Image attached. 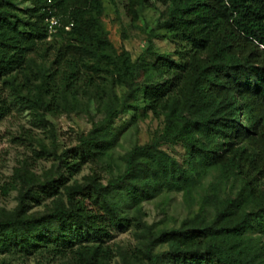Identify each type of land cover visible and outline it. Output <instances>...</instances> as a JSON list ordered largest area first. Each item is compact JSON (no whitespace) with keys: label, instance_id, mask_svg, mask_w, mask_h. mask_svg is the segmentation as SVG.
<instances>
[{"label":"trees","instance_id":"trees-1","mask_svg":"<svg viewBox=\"0 0 264 264\" xmlns=\"http://www.w3.org/2000/svg\"><path fill=\"white\" fill-rule=\"evenodd\" d=\"M25 1L32 4L27 12L33 21L18 15L14 0H0V80L22 75L25 94L18 90L16 101L46 122L40 111L54 115L72 108L68 99L78 90L93 89L101 100L106 78L126 92L101 101L102 119L75 148L54 153L55 177L39 183L26 169L16 172L19 202L0 213V256L43 253L75 264H106L112 257L108 240L133 222L122 214L124 204L135 205L160 190L189 196L210 168L237 173L245 163L257 168L255 154L242 143L259 138L264 149V0H158L164 9L156 28L176 40L178 59L152 52L150 34L134 60L109 40L101 22L102 0ZM51 15L71 26L49 33ZM50 36L63 43L53 68L31 86L28 55ZM138 96L143 107L131 103ZM140 108L144 114L163 113V125L150 142L125 154L122 173L106 184L95 176L69 183L85 162L107 154L115 119ZM177 144L185 152L183 163L164 148ZM258 174L263 175L220 200L210 219L204 218L202 198L192 219L158 231L140 251L143 264H264V194L256 184L264 167ZM42 195L54 196L48 210L28 212L30 202ZM249 202L253 207L247 210ZM160 244L166 250L154 252ZM0 264L9 263L2 257Z\"/></svg>","mask_w":264,"mask_h":264},{"label":"rangeland","instance_id":"rangeland-1","mask_svg":"<svg viewBox=\"0 0 264 264\" xmlns=\"http://www.w3.org/2000/svg\"><path fill=\"white\" fill-rule=\"evenodd\" d=\"M103 15L102 25L108 33V38L118 52L126 50L131 59H136L145 51V42L149 35L152 36V52L167 53L170 57L176 56V40L159 30L157 23L161 21V12L164 9L158 0H102ZM17 13L29 19L32 4L25 0H14ZM32 18H30V21ZM63 41L58 37H48L39 48L28 55L32 75H28L31 86L39 83V77L53 68L52 61L56 49ZM148 54V53H147ZM148 57V55H147ZM152 59L155 56H151ZM8 82L0 80V106L5 105L4 112L0 115V213L13 210L19 202L20 182L16 172L22 173L25 169L33 173L42 183L46 179L56 176L55 170L58 161L54 153L60 154L65 149H73L78 145L79 137L102 119V114L97 111L100 103L108 102L115 94L120 97L125 94L126 88L116 86L110 78L103 80L101 87L104 89L102 99L93 89L83 93L78 90L74 99L69 97L72 108L60 110L57 114L45 113L46 122L39 121L31 110L26 109L15 99V94L21 90L23 77L21 74H12ZM24 95L25 91L21 90ZM100 94V91H99ZM141 96L131 103L137 102L143 107ZM164 114H155L142 108L128 109L120 114L112 125L115 136L112 147L107 154L92 161L85 162L73 179L83 182L95 176L106 184L110 178L122 173L124 170L123 157L135 145L150 142L163 125ZM264 132V125L262 126ZM249 152H253L257 161V168L245 163L241 173L235 169L232 172L224 171L221 167L208 169L197 180L191 189L190 195L182 192L160 190L153 197L142 199L137 204H124L122 214L133 221L126 228L117 229L108 244L112 248V257L106 264H143L140 251L151 241L160 230L178 228L182 222L192 219L199 210L202 198L207 202L204 207L206 220L215 214V205L228 195H234L248 179L258 174L264 167V149L261 141L247 140L242 143ZM178 161L183 163L184 149L180 144L164 146ZM66 176V174H65ZM15 182V187L9 184ZM258 189L264 194V177L257 181ZM4 188H7L4 190ZM217 188L216 192L213 191ZM214 193V197H212ZM54 196L42 195L37 201H31L28 212L44 213L50 206ZM253 207L249 202L247 210ZM253 232L252 236H257ZM261 241L264 243V235ZM166 250L165 244L154 247V252ZM139 251V253L137 252ZM9 264H75L69 258H50L46 254L31 256L4 255L0 259Z\"/></svg>","mask_w":264,"mask_h":264},{"label":"built area","instance_id":"built-area-1","mask_svg":"<svg viewBox=\"0 0 264 264\" xmlns=\"http://www.w3.org/2000/svg\"><path fill=\"white\" fill-rule=\"evenodd\" d=\"M47 24H48V32L49 33H55L57 31V29L59 27H63L65 28L66 30L69 29V27L71 26V24H68V25H62L59 18L54 16V15H51L48 19H47Z\"/></svg>","mask_w":264,"mask_h":264}]
</instances>
